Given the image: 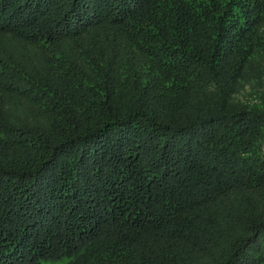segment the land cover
<instances>
[{"label": "trees", "instance_id": "obj_1", "mask_svg": "<svg viewBox=\"0 0 264 264\" xmlns=\"http://www.w3.org/2000/svg\"><path fill=\"white\" fill-rule=\"evenodd\" d=\"M0 264H264V0H0Z\"/></svg>", "mask_w": 264, "mask_h": 264}, {"label": "rangeland", "instance_id": "obj_2", "mask_svg": "<svg viewBox=\"0 0 264 264\" xmlns=\"http://www.w3.org/2000/svg\"><path fill=\"white\" fill-rule=\"evenodd\" d=\"M237 98L239 102L246 105H253L258 102L256 94L248 86L245 87V89L241 92L239 96H237Z\"/></svg>", "mask_w": 264, "mask_h": 264}]
</instances>
